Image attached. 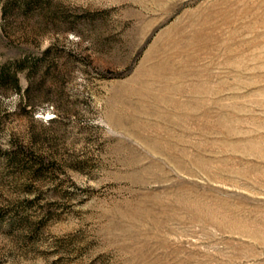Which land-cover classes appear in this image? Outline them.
I'll return each mask as SVG.
<instances>
[{
	"label": "rangeland",
	"instance_id": "rangeland-1",
	"mask_svg": "<svg viewBox=\"0 0 264 264\" xmlns=\"http://www.w3.org/2000/svg\"><path fill=\"white\" fill-rule=\"evenodd\" d=\"M0 264H264V0H0Z\"/></svg>",
	"mask_w": 264,
	"mask_h": 264
},
{
	"label": "trees",
	"instance_id": "trees-1",
	"mask_svg": "<svg viewBox=\"0 0 264 264\" xmlns=\"http://www.w3.org/2000/svg\"><path fill=\"white\" fill-rule=\"evenodd\" d=\"M36 66H37V63H36V61H34V62H32V63L30 64L29 69H31V71H32V70H35V69H36ZM25 77H26L27 82L29 83L30 79H29V77H28V74H26ZM14 80L16 81L15 77H14ZM26 90H28V86L26 87L25 91H26Z\"/></svg>",
	"mask_w": 264,
	"mask_h": 264
},
{
	"label": "bare ground",
	"instance_id": "bare-ground-1",
	"mask_svg": "<svg viewBox=\"0 0 264 264\" xmlns=\"http://www.w3.org/2000/svg\"><path fill=\"white\" fill-rule=\"evenodd\" d=\"M158 75V74H157Z\"/></svg>",
	"mask_w": 264,
	"mask_h": 264
}]
</instances>
